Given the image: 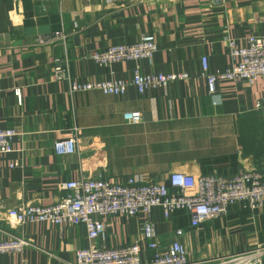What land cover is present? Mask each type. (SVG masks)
<instances>
[{
	"label": "crops",
	"instance_id": "1",
	"mask_svg": "<svg viewBox=\"0 0 264 264\" xmlns=\"http://www.w3.org/2000/svg\"><path fill=\"white\" fill-rule=\"evenodd\" d=\"M59 29L63 42L53 39ZM145 33L155 36L157 50L151 62L139 61L142 71L188 78L143 94L130 85L118 96L97 90L70 96L67 81L53 77L54 58L66 56L73 79L130 78L136 62L103 67L89 54ZM250 34H264V0H0V126L17 132L11 151L0 155V240L18 235L29 242L20 253H0V264H70L88 245L82 224L11 227L4 220L19 203H54L79 175L102 173L116 182L138 174L165 182L178 171L230 177L241 168L264 175V109L255 108L264 81L218 80L211 95L200 75L203 56L210 71L231 67L227 38L241 45ZM133 110L142 120L125 122L123 112ZM72 136L77 152L57 154L54 142ZM151 217L160 244L184 230L180 240L193 264L264 244V200L254 209L234 201L198 228L182 210L165 219L154 207ZM144 218L108 216L99 243H130ZM149 255L143 248V259Z\"/></svg>",
	"mask_w": 264,
	"mask_h": 264
},
{
	"label": "built area",
	"instance_id": "2",
	"mask_svg": "<svg viewBox=\"0 0 264 264\" xmlns=\"http://www.w3.org/2000/svg\"><path fill=\"white\" fill-rule=\"evenodd\" d=\"M53 37L55 41L63 42L66 34L59 29ZM226 43L231 58L235 60L231 67L210 71L206 57H201L200 75L205 79L208 94L211 95L216 93L218 80L231 79L249 86L259 79L264 81V34H250L241 45L232 37L227 38ZM156 50L155 36L145 33L135 42L109 45L89 54L96 64L103 67L114 62H136L130 78L73 79L66 56L54 58L53 77L67 81L70 96L90 90L118 96L123 95L130 85L143 94L147 89L158 90L170 82L189 77L186 72L144 73L139 61L151 62ZM255 108L264 109V97L256 101ZM122 116L127 123L142 120L137 110L123 112ZM16 134L15 128L0 126V155L11 151ZM53 148L57 154H73L77 152V137L56 140ZM16 165L18 163L14 162L10 167ZM263 200L264 175L255 168H241L230 177L215 173L194 176L179 171L170 172L165 182L150 180L141 174L116 182L99 173L94 178L79 175L68 180L64 184V194L52 204L23 202L7 208L4 220L11 227L37 221L53 225L65 222L82 224L86 229L88 245L75 251L70 264H193L180 240L184 233L182 228L175 229L165 244L155 240L152 208L159 207L165 219L182 210L190 216L191 227L198 228L201 223L225 214L228 205L234 201H244L254 209L261 207ZM138 214L145 216L139 223L141 235L138 238L118 247L99 243L106 235L105 218L118 215L127 221L136 219ZM28 244L23 236L11 235L0 240V253H20ZM143 248L150 251L149 257L144 259ZM263 261L264 244H255L246 250L220 256L210 264H264Z\"/></svg>",
	"mask_w": 264,
	"mask_h": 264
}]
</instances>
